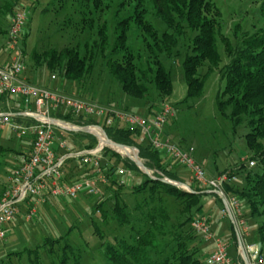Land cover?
<instances>
[{
  "label": "rangeland",
  "instance_id": "rangeland-1",
  "mask_svg": "<svg viewBox=\"0 0 264 264\" xmlns=\"http://www.w3.org/2000/svg\"><path fill=\"white\" fill-rule=\"evenodd\" d=\"M208 1L213 2V7L208 13L209 17L215 16L219 22L216 43L222 55V63L210 74L200 98L187 100V84L183 69L184 58L193 52V39L199 31L188 27L185 22L182 23L181 34H177L174 31L176 29H169L156 15L152 0H146L140 7L130 0H101L97 4L91 0H0V56L8 51L5 45L12 16L18 11L26 10L28 21L22 32L26 36L25 38L23 35L20 36V46L27 74L33 84L51 89L58 86L64 92L128 109L144 116L149 115L146 110L149 104H153L152 109L155 113L162 103H171L175 111L164 127L165 136L181 148L192 150L196 160L203 164L207 175L211 176L217 171L237 168V164L249 156L245 139L248 131L246 122L234 128L232 121L218 111L216 97L218 91L224 89L225 80L222 79V68L229 61V53L225 48L223 38H227L237 46L245 35L253 34L263 28L264 15L261 8L264 0ZM15 3H17L15 5L17 11L15 10L16 12L10 17L8 10ZM136 13L144 15L145 20L154 25L159 38L168 32L173 33V38L177 41V46L173 49L178 53L177 56H168L164 52H158L159 57L172 73L173 93L162 100L155 88H152L148 95L151 102L146 104L143 103L144 101L125 94L120 84L110 75L107 65L109 55L121 60L122 54L128 51L134 54L135 63L143 68L154 63V56L148 47V44H152L153 41L146 37L145 31H142L137 19L133 17ZM123 20L129 22L128 49L113 46L116 37L115 30L118 23ZM99 33L108 36L109 44L103 51L96 43L101 39ZM66 47L78 51L80 57H87V54L93 53L94 67L85 84L74 83L46 65L37 66L34 60L35 53L42 56V53L48 49L60 51ZM207 67L208 64L200 66L198 74H204ZM66 137L71 145V139ZM25 139L18 138L10 128L1 132L0 144L7 149H12L6 150L1 156L4 161L0 168L2 180H7L8 174L12 172L15 159L23 150ZM130 150L131 157L121 149L118 153L122 158L132 161L138 170L120 166L130 175H120V178L128 184H135L142 180L141 172L147 173L132 159L135 157L133 152L139 155V149L136 151L130 148ZM140 159L143 161L141 157ZM151 172L154 176V171L151 170ZM181 173L183 183L190 186V171L183 167ZM131 175L135 180H132ZM209 191L211 189L205 190L208 193ZM110 196L112 193L105 192L104 187H101L98 195H90L86 191H81L76 198L49 196L47 202L38 206L37 212L30 221L26 220L25 210L22 209L21 214L15 220L4 226L6 238L0 240V262H5V264L9 263L8 261L11 262L10 264H62L64 259L65 264H113L106 256L108 243L120 238H126L132 242L131 235H136L138 228H146L141 210L136 209V206L142 203L148 194L145 196L132 193L122 194L128 207L130 225H120L114 218L112 203L115 200L114 198L109 199ZM101 199L106 200L104 203L106 220H102L100 212L95 209L97 202ZM146 201L148 204L143 203L144 213L150 211V207H163L168 214V221L159 220L151 226L152 230L157 225L154 232L159 238L157 242L160 248H163L169 238L177 235L174 231H177L176 233L180 231L177 229L178 225L185 220L184 215L180 213L183 205L175 197L164 193L157 194L155 201H151L149 197ZM202 202L204 207L197 218L210 214L213 219L221 216L222 204L215 195L204 197ZM247 217L252 240L257 241L260 238L257 228L262 218H254L248 214ZM94 223L103 232L104 238L95 232ZM231 223V220L224 218L221 228L212 229L215 235L230 243L229 254L235 256L231 239ZM150 233L152 235L153 231ZM50 239L59 241L55 242L52 247ZM202 240L201 256L206 261V249L213 244ZM145 249L153 255L157 248ZM13 252L21 253L12 254L9 259L8 254Z\"/></svg>",
  "mask_w": 264,
  "mask_h": 264
},
{
  "label": "trees",
  "instance_id": "trees-1",
  "mask_svg": "<svg viewBox=\"0 0 264 264\" xmlns=\"http://www.w3.org/2000/svg\"><path fill=\"white\" fill-rule=\"evenodd\" d=\"M91 1L96 4L101 2V0ZM130 1H134L138 7L146 2V0ZM152 2L158 18L169 29H176L177 31H174L177 34H181L183 22L193 30L199 31L193 39V52L187 54L184 58L183 69L187 84V100L200 98L210 74L222 63V55L216 43L219 22L215 19V16L209 17L208 15L213 7V2L208 0H152ZM16 4L8 10L10 17L17 11ZM261 11L264 15V4ZM216 13H218L217 10ZM133 17L137 19L142 31H145L146 37L151 38L153 41L152 44H148V47L151 49L152 56H154V63L143 68L135 63V56L131 51L123 53L121 60L114 59L112 55H109L107 57L109 73L120 84L122 91L132 98L144 101V104L149 103L151 101L148 99V95L151 93L152 88H155L163 100L172 95L174 83L171 71L167 69L158 52H164L168 56H177L178 53L173 51L177 46V41L173 38V33L168 32H165L159 38L154 25L146 21L144 15L136 13ZM128 23L126 20L118 23L113 46L123 49L129 48L127 45ZM22 35L25 38L26 34L22 33ZM99 36L101 39L96 43L103 51L109 44L108 36L103 33H99ZM223 40L229 53V61L222 68V79L225 80V86L217 93V109L220 114L232 121L234 128L246 122L248 131L245 134V139L249 156L240 164H237V168L217 171L216 175L222 173L235 175L236 179L227 181L223 189L227 196L239 198L242 209L245 210L243 216L247 223V214L254 218H262L257 228L260 238L255 242L257 244L262 243L260 253L264 255V27L253 34L245 35L237 46L227 38H223ZM34 60H36L37 66L46 65L52 71L63 74L68 80L78 84H85L94 67L92 52L87 54V57H80L78 51L67 47L60 51L48 49L42 53V56L35 53ZM204 64H208L207 70L204 74L199 75V67ZM1 100L4 103L14 102L15 97L4 95ZM153 107V104H149L147 108L145 107L149 115L154 113ZM20 111H22V108L13 111L15 113L14 119L17 122L27 124L35 122L32 118L20 115ZM51 116L77 126L99 124L113 141L139 149V156L143 159L144 164L154 171L156 179L140 171L143 178L135 184H128L127 182L122 184L120 183V176L118 178L111 174L109 182L101 186L105 188V192L112 193V196L109 197V199L114 198L115 200L112 203V213L120 225L131 224L128 207L122 197L124 193H132L137 196L148 194L147 197L151 201L156 200L157 194L164 193L175 197L183 205L180 213L184 215L185 220L178 225L179 233L174 231V234L177 235L169 238L164 245L165 247L160 248L157 242L159 238L156 237L154 232L157 225L152 230L151 226L159 220L168 221V214L163 207H150V211L144 213L143 206L148 204L147 197H145L142 203L137 204L136 209L141 210L140 213L144 217L146 228H138L136 235L130 237L132 242L126 238H120L108 243L106 256L110 262L113 264H207L201 256L202 237L193 230L191 223L203 209L202 199L204 197L215 195L221 201V208H224L222 199L216 193L205 192L210 188L198 184L191 183L190 186L194 192H189L172 183L161 181L160 178L168 177L173 181L183 182L181 178V168L183 166L172 163L168 156H164L148 141H140L138 128L118 122L106 125L99 119L76 116L65 108L53 111ZM67 136L71 139V147L73 148H91L98 144V138L91 133L67 131ZM6 150L12 149H7L0 144V168L4 164L1 156ZM104 155L111 161L110 170L112 171L118 166L138 170L132 161L122 158L119 153L109 147L104 148ZM251 160L255 161L253 167L249 166ZM86 172L89 171L77 163L70 164L67 168L69 177H79ZM7 186L8 179L2 180L0 177V199ZM105 202L106 200L101 199L95 207L96 211L100 212L102 220H106L107 217L104 208ZM225 217L229 219L228 215ZM231 224V239L235 249V256L232 257L242 260L238 252L237 232L234 224ZM94 228L95 232L101 238H104L103 232L99 230L96 223H94ZM150 231H153L152 235ZM245 240L253 241L251 232ZM50 241L53 247L55 242L59 240L50 239ZM149 247H152V249L157 248L153 255L145 249ZM20 253H9L8 258L10 259L12 254ZM37 257L38 255L34 261ZM65 257L67 258L66 255ZM8 262L7 264L11 263ZM0 264H5V262H0ZM62 264H65L64 259Z\"/></svg>",
  "mask_w": 264,
  "mask_h": 264
},
{
  "label": "built area",
  "instance_id": "built-area-1",
  "mask_svg": "<svg viewBox=\"0 0 264 264\" xmlns=\"http://www.w3.org/2000/svg\"><path fill=\"white\" fill-rule=\"evenodd\" d=\"M27 21L26 10L18 11L12 16L6 42L10 59L0 64V101L4 95L16 97L23 105L19 114L35 120L30 124L19 123L14 119L13 111H0V134L9 127L20 139L32 138L30 149L17 155L16 165L8 178V186L0 199V240L6 238L4 226L15 220L23 208L26 209V220L30 221L37 212L38 206L47 202L49 196L76 198L81 191L98 195L101 186L109 182L111 174L118 178L120 175L130 176L126 169L120 166L113 171L110 170L112 163L104 155V148L109 147L117 153L120 148L110 147L101 142V138L95 134L103 135L105 130L99 124L87 125L93 129L95 133L93 135L98 138L96 146L71 147L66 137L67 131L86 126H77L51 116L53 111L65 108L76 116L99 119L106 125L118 122L138 128L139 140L148 141L156 150L168 156L172 163L187 168L190 171L191 183L209 187L211 191H216L220 198L226 197L229 209L224 206L221 209L222 216L231 213L250 264H264V255L260 253L259 243H244L250 235V229L243 216L241 201L235 196H227L223 189L227 181L236 179L235 175L222 173L208 176L203 164L196 160L192 150L181 148L165 136L164 127L174 115L173 105L164 102L158 112L144 116L124 108L70 94L59 88L51 89L27 81L23 77L26 67L20 46V36ZM133 150L138 151L136 147ZM76 163L89 172L79 177H69L67 168L70 164ZM254 165L255 161H249L250 167ZM131 177L135 180L133 175ZM125 182L120 178V183ZM191 225L202 239L213 244L212 251L206 259L207 264H246L243 259L233 258L229 254L230 243L215 235L210 215L195 218Z\"/></svg>",
  "mask_w": 264,
  "mask_h": 264
},
{
  "label": "water",
  "instance_id": "water-1",
  "mask_svg": "<svg viewBox=\"0 0 264 264\" xmlns=\"http://www.w3.org/2000/svg\"><path fill=\"white\" fill-rule=\"evenodd\" d=\"M72 130L95 134V133H93V129L91 127H87V126L86 127H76V128H73ZM95 135L100 138V136L98 134H95ZM103 135L105 136V138L107 140L105 143L107 145H109L110 147L120 148V149L135 148V147H129L127 145L120 144V143H117V142L113 141L112 139H110L107 136V134H106L105 131H103ZM128 156L131 157L129 154H128ZM134 156L135 157H132V159L137 164V166L139 168H141L144 172H146L150 177H152L153 179H156V177L153 176L151 170L149 168H147L145 166V164L143 163V161L140 159L138 153H135ZM160 180L163 181V182L172 183L174 185H177L179 187H182V188L188 190L189 192H194L189 185H187V184H185L183 182L173 181V180L169 179L168 177H162V178H160ZM209 192L217 193L216 191H209ZM221 199H222V201L224 203V206L227 209H229V205H228V201H227L226 197L221 196ZM237 237H238V242H239V245H240V248H241V253H242L243 259H244V261H245L246 264H250L249 258H248L247 254L245 252V249H244V245H243L242 239L239 236L238 232H237ZM261 246H262V243L260 242L259 243V247H261Z\"/></svg>",
  "mask_w": 264,
  "mask_h": 264
},
{
  "label": "crops",
  "instance_id": "crops-1",
  "mask_svg": "<svg viewBox=\"0 0 264 264\" xmlns=\"http://www.w3.org/2000/svg\"><path fill=\"white\" fill-rule=\"evenodd\" d=\"M5 47H6V45H5ZM6 49H7V47H6ZM8 52V53H7ZM4 55L2 54L1 56H0V64H4V63H6V62H8V60L10 59V53H9V51H7ZM23 77L27 80V81H29V82H31V83H33L31 80H30V78H29V76H28V74H27V69L25 70V72H24V75H23ZM56 78V77H55ZM56 88H58V86L56 87ZM16 97H15V101L14 102H6V103H4L2 100L0 101V111H9V110H11V111H15L16 109H18V108H22L23 109V105H21L20 104V102H19V100L17 99V102H16ZM158 112V111H157ZM156 113V112H155ZM7 128H9V127H7ZM6 128V129H7ZM5 130V129H4ZM3 130V131H4ZM31 141H32V138H30V137H26V139L23 141L24 143H23V150L22 151H27V150H29L30 149V147H31ZM164 156H166L165 154H163ZM15 161H16V159H15ZM171 161V160H170ZM15 165H16V162H15ZM15 165H14V167H15ZM9 176H10V174H8ZM9 176H7L8 178H9ZM211 176H216V173H214V174H212ZM7 178V179H8ZM47 201H48V199H47ZM24 210H26L25 208H23ZM210 214V213H209ZM221 216L218 218V219H215V217H214V219H213V216H212V214H210V217H211V219H212V228H221V224H222V221H223V219L224 218H226V217H224V216H222V214H220ZM228 217H229V220H231L232 221V223L234 224V226H235V230H236V232H237V227H236V224H235V221H234V219H233V217H232V215H231V213L229 212L228 213ZM237 239H238V237H237ZM252 242H255V241H248V240H245L244 241V243H252ZM212 248H213V246L212 245H210L207 249H206V252H205V258H207V256L210 254V252L212 251ZM238 252L240 253V255H241V257H242V259H243V256H242V253H241V248H240V245H239V242H238ZM244 260V259H243Z\"/></svg>",
  "mask_w": 264,
  "mask_h": 264
},
{
  "label": "bare ground",
  "instance_id": "bare-ground-1",
  "mask_svg": "<svg viewBox=\"0 0 264 264\" xmlns=\"http://www.w3.org/2000/svg\"><path fill=\"white\" fill-rule=\"evenodd\" d=\"M100 138H101V142H103V143H105L107 140H106V138H105V136H103V135H100ZM121 151H123L124 153H126V154H131V150H130V148H126V149H121ZM133 151V150H132ZM135 153L133 152V155H134Z\"/></svg>",
  "mask_w": 264,
  "mask_h": 264
}]
</instances>
